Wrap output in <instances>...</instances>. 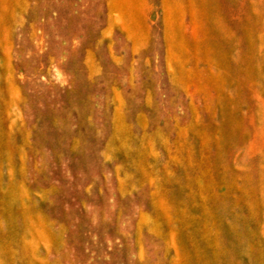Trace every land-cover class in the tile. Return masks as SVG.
<instances>
[{"label":"rangeland","instance_id":"1","mask_svg":"<svg viewBox=\"0 0 264 264\" xmlns=\"http://www.w3.org/2000/svg\"><path fill=\"white\" fill-rule=\"evenodd\" d=\"M0 264H264V0H0Z\"/></svg>","mask_w":264,"mask_h":264},{"label":"bare ground","instance_id":"2","mask_svg":"<svg viewBox=\"0 0 264 264\" xmlns=\"http://www.w3.org/2000/svg\"><path fill=\"white\" fill-rule=\"evenodd\" d=\"M142 238H143V236H142ZM146 240H150V238H148V237H146ZM24 251V250H23ZM22 251V252H23ZM139 254H140V256H144V254H145V251H144V248H142L140 251H139ZM21 256V255H20Z\"/></svg>","mask_w":264,"mask_h":264}]
</instances>
